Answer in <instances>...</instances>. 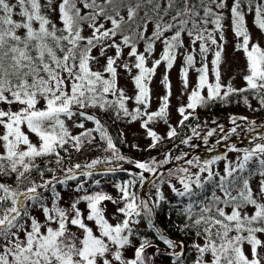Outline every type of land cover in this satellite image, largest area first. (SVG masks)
<instances>
[{"label": "snow or ice", "instance_id": "6c2138e0", "mask_svg": "<svg viewBox=\"0 0 264 264\" xmlns=\"http://www.w3.org/2000/svg\"><path fill=\"white\" fill-rule=\"evenodd\" d=\"M248 15L264 36V0H0V264H158V256L188 264L189 255L190 264H264V121L231 116L223 140L247 136V146L230 142L210 159L181 153L175 160L187 166L166 175L159 170L172 163L171 150L163 160L128 159L123 131L114 136L105 122L139 123L151 151L198 120V108L236 98L264 111V46L253 40ZM229 30L245 61L239 88L235 76L223 79ZM178 61L187 102L173 126L168 74ZM161 65L164 94L152 110ZM191 132L182 145L199 135ZM86 149L107 155L66 166ZM121 161L137 171L114 166ZM121 172L128 178L105 181L115 195L105 191L102 179ZM165 186L178 198L177 230L191 243L156 223L157 210L171 203Z\"/></svg>", "mask_w": 264, "mask_h": 264}, {"label": "rangeland", "instance_id": "374dc122", "mask_svg": "<svg viewBox=\"0 0 264 264\" xmlns=\"http://www.w3.org/2000/svg\"><path fill=\"white\" fill-rule=\"evenodd\" d=\"M229 3L231 1L229 0ZM248 26L252 32L253 40H259L262 46H264V36H261V33L253 26V16L248 15L247 16ZM226 38L228 43L225 46V53H224V60L225 64L223 66V79L225 82H227L232 76H235V79L232 81L233 85L235 87H240L243 85V81L241 79L243 75V69L245 67V61L243 58V54L240 52L234 51V37L232 32L229 30L226 32ZM160 53V47L157 46V53L156 56L158 57ZM179 69H180V62L178 61L177 64L174 66V68L171 70V72L168 74L169 79L171 81L172 85V97H171V107H170V123H177L180 119L179 114L177 113V107L181 103L187 102V93L184 92L182 84L180 82L179 78ZM164 74V67L161 65V67L157 70L156 76L153 78L151 88H152V94H153V101H152V110H155L158 105V97L162 96L164 94V88L160 84V80L162 79ZM196 80V74L194 72H190V85L189 89L194 86ZM121 86L125 87L129 94H131L133 90V85L130 80L122 77L121 78ZM183 93V95H182ZM220 119L218 122L215 123H205L202 125H199V127L196 128L199 135L193 136L192 140L190 141L189 145H182L180 143V140H178L175 144L170 146L169 148H159V149H153L148 152L146 156L142 158H134L130 156L127 153L128 148L132 149V144H138L140 148H143L144 150H147V144L149 141L144 138L143 132L139 128V123H136L131 126H125L123 123H121L122 131L126 137L127 143L123 144L124 148L126 149V152L121 149L122 154L126 156L128 159H137V160H147L150 157H156L158 160H163L165 153H167L169 150H171V154L173 157V161L171 164V168H175L178 165L179 166H187L185 161L180 162L178 165H176L178 161L175 160V157L180 155L181 153H187V156L185 159L188 158H195L196 156H199L201 159H210L215 155L223 154L227 151L226 145H228L230 142H238V146H247L246 141L240 142L235 140L236 136H231L229 141H224L223 137L230 131L231 127L233 125L230 123V120H224ZM243 125V122H240ZM223 125L224 131L220 130V126ZM215 128L216 131L213 133L212 136H207V133ZM159 133L163 134L166 131V126L161 124L156 129ZM240 131V129H238ZM191 136L192 133H189ZM188 137V136H187ZM186 137V138H187ZM183 138V139H186ZM205 138L207 139V143H205ZM220 141V143H217V141ZM178 146V147H177ZM196 148H200L199 150L194 151ZM104 155H107L106 153L97 154L95 157L91 158L94 159L96 157H103ZM234 154L229 153V156H233ZM90 159V160H91ZM89 160V162H90ZM182 161V160H181ZM118 164H123L124 167L129 168L133 171H137L134 166L128 165L126 161L121 162H114V166ZM165 169L160 168V173H164ZM165 175L167 173H164ZM148 175V174H146ZM151 176L149 175V179ZM173 183H176L175 180H173ZM104 190L107 192L112 193L115 195L114 189L111 187L110 183H103ZM148 186V185H147ZM177 187H179V184H177ZM165 194L173 195L170 191V189L165 186L164 188ZM144 192V191H143ZM65 199L68 198V193L64 192ZM114 211L113 206L109 203L108 204V212L109 215ZM142 227V224L140 225ZM154 243H157L156 241H153ZM159 244V243H157ZM164 248L165 246L163 244H159ZM161 248V247H160ZM131 255V253H129ZM158 264H169V262L165 261L160 256L157 257ZM189 264V262H188Z\"/></svg>", "mask_w": 264, "mask_h": 264}, {"label": "trees", "instance_id": "16d2710c", "mask_svg": "<svg viewBox=\"0 0 264 264\" xmlns=\"http://www.w3.org/2000/svg\"><path fill=\"white\" fill-rule=\"evenodd\" d=\"M231 1V0H230ZM242 87V86H241ZM239 88V87H238ZM236 98H233V101L228 103V104H213L208 108L205 109H197V115L199 117L198 120L196 119H190L187 124L190 125V127H184V128H179L178 127V132L180 135L176 138H174L171 141H165L162 148H169L173 144H175L178 140L184 138L189 132H191V128L197 127V125L203 124L204 122H210L212 123L213 121L218 122L220 119L226 118V117H231V116H247L251 120H256L258 122L264 121V111H258V112H253L251 109L247 108L244 106L242 103L238 104L235 102ZM251 99V97H250ZM253 107H256V103L253 100ZM228 120V118H226ZM105 122L107 123L109 127V131L115 136V134L122 129L121 123L113 124L111 119L108 117H105ZM173 126H177V123H173ZM92 124L89 122L86 124V127H91ZM120 148L126 152V149L124 148L123 144L119 145ZM143 149V148H141ZM159 149V148H158ZM150 153V151L142 150V151H137L136 149L128 148L127 153L134 157V158H142L147 155V153ZM103 153L102 151L99 150H93V149H86L82 151L81 153H74L73 154V160L68 162L66 161V166L70 163H85L89 162V160L93 157H95L97 154ZM52 166V165H50ZM103 167V166H99ZM170 168V167H169ZM167 168L164 173H167ZM131 170V169H130ZM133 171V170H132ZM163 173V174H164ZM59 170H57V175H59ZM95 178L100 179V176H96ZM127 174L126 173H117L115 177H104L102 179V184L106 180H124L127 179ZM74 183V182H72ZM91 183V182H89ZM59 187V186H58ZM87 187V185H86ZM147 187H152L151 184H149ZM138 194L140 195H145V192L143 190L138 189ZM168 200L171 203H166L162 204L161 207L157 210V215H156V223L159 225V227L169 235L170 238H175L177 240L184 239L186 243H191V238H185L183 233L179 232L177 230V226L181 225V217L178 215V213L174 210L176 208V201L178 198H176L174 195H168L166 194ZM142 231H146L145 225L142 223V227H140ZM150 238H153L157 243L163 244L162 242L156 240L152 233H147ZM159 247L162 248V246L159 245ZM163 258L165 261L169 262V259L166 256H160ZM191 261V255H189L188 262L190 264Z\"/></svg>", "mask_w": 264, "mask_h": 264}]
</instances>
